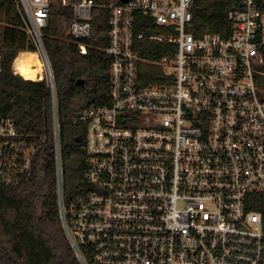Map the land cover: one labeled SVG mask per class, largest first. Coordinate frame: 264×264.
<instances>
[{
    "label": "built area",
    "instance_id": "built-area-1",
    "mask_svg": "<svg viewBox=\"0 0 264 264\" xmlns=\"http://www.w3.org/2000/svg\"><path fill=\"white\" fill-rule=\"evenodd\" d=\"M7 1L44 63L36 80L51 96L58 216L79 263L264 264V0H234L229 32L201 36L196 0ZM57 5L72 7L68 34L82 55L94 9L108 20L110 100L78 117L89 165L69 195L41 39ZM43 138L0 114V183L32 177Z\"/></svg>",
    "mask_w": 264,
    "mask_h": 264
},
{
    "label": "trees",
    "instance_id": "trees-1",
    "mask_svg": "<svg viewBox=\"0 0 264 264\" xmlns=\"http://www.w3.org/2000/svg\"><path fill=\"white\" fill-rule=\"evenodd\" d=\"M233 3L196 0L191 28L195 36L228 33L227 11ZM72 19V7L53 6L41 31L56 83L64 189L68 195L85 185L89 165L86 127L78 117L86 108L110 100V58L104 52L107 11H93V36L86 55L79 53L68 34ZM25 27L15 4L0 3V114L11 117L31 138L44 137L33 160L32 177L21 184L0 183V264H80L58 216L51 96L44 78L30 79L42 73V62L35 56L36 46ZM142 54L153 57L146 51ZM18 65L24 66L23 72ZM144 75L147 82H156L152 69ZM77 136L81 141L75 140Z\"/></svg>",
    "mask_w": 264,
    "mask_h": 264
},
{
    "label": "rangeland",
    "instance_id": "rangeland-1",
    "mask_svg": "<svg viewBox=\"0 0 264 264\" xmlns=\"http://www.w3.org/2000/svg\"><path fill=\"white\" fill-rule=\"evenodd\" d=\"M36 55V57L42 62V59H41V56H40V53L38 52V51H36V53H35ZM18 70H20V71H24V66L23 65H18ZM43 70H44V63L42 62V73H43ZM37 72H39V70L37 69ZM19 73V72H18Z\"/></svg>",
    "mask_w": 264,
    "mask_h": 264
},
{
    "label": "water",
    "instance_id": "water-1",
    "mask_svg": "<svg viewBox=\"0 0 264 264\" xmlns=\"http://www.w3.org/2000/svg\"><path fill=\"white\" fill-rule=\"evenodd\" d=\"M77 82L80 83V84H82L83 83V80L82 79H78ZM81 139L82 138L80 136H77L75 140L79 142V141H81Z\"/></svg>",
    "mask_w": 264,
    "mask_h": 264
},
{
    "label": "crops",
    "instance_id": "crops-1",
    "mask_svg": "<svg viewBox=\"0 0 264 264\" xmlns=\"http://www.w3.org/2000/svg\"><path fill=\"white\" fill-rule=\"evenodd\" d=\"M20 75H21V73H19ZM38 75V74H37ZM21 76H23V75H21ZM25 78V77H24ZM38 78V77H37ZM37 78H30V79H37Z\"/></svg>",
    "mask_w": 264,
    "mask_h": 264
}]
</instances>
